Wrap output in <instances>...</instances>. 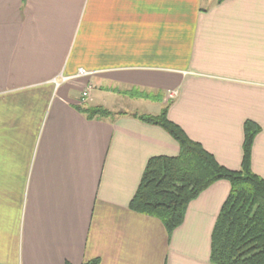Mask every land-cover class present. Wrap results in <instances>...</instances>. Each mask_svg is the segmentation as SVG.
<instances>
[{"label":"crops","instance_id":"0c3cea01","mask_svg":"<svg viewBox=\"0 0 264 264\" xmlns=\"http://www.w3.org/2000/svg\"><path fill=\"white\" fill-rule=\"evenodd\" d=\"M165 105L231 171L244 123L258 125L250 165L264 180V0H0V264H211L227 181L170 236L128 208L147 161L178 155L132 116Z\"/></svg>","mask_w":264,"mask_h":264},{"label":"trees","instance_id":"16d2710c","mask_svg":"<svg viewBox=\"0 0 264 264\" xmlns=\"http://www.w3.org/2000/svg\"><path fill=\"white\" fill-rule=\"evenodd\" d=\"M167 109L165 105L156 116L132 115L163 129L177 143L179 152L175 157L157 156L147 161L129 210L157 219L170 236L182 224L191 201L213 183L227 181L230 190L211 233L209 261L264 264V180L251 171L250 165L251 146L259 126L251 121L244 123L241 166L231 171L169 121ZM77 111L88 120L113 116L100 107H77ZM83 264H98V260Z\"/></svg>","mask_w":264,"mask_h":264},{"label":"built area","instance_id":"2783aa9c","mask_svg":"<svg viewBox=\"0 0 264 264\" xmlns=\"http://www.w3.org/2000/svg\"><path fill=\"white\" fill-rule=\"evenodd\" d=\"M79 74L82 75L85 73L83 71H79ZM88 92H89V88L82 92L81 94L82 100H86L88 98ZM174 95H175L174 93L169 94V96L172 98L174 97Z\"/></svg>","mask_w":264,"mask_h":264},{"label":"rangeland","instance_id":"374dc122","mask_svg":"<svg viewBox=\"0 0 264 264\" xmlns=\"http://www.w3.org/2000/svg\"><path fill=\"white\" fill-rule=\"evenodd\" d=\"M173 98L168 96H165V102L168 103L169 101H171ZM88 104V103H87Z\"/></svg>","mask_w":264,"mask_h":264}]
</instances>
